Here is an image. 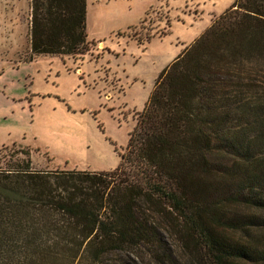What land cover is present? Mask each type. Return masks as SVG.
Instances as JSON below:
<instances>
[{"label": "trees", "instance_id": "1", "mask_svg": "<svg viewBox=\"0 0 264 264\" xmlns=\"http://www.w3.org/2000/svg\"><path fill=\"white\" fill-rule=\"evenodd\" d=\"M86 14L30 0L27 61L86 53ZM17 153L0 167V264H96L164 225L195 259L264 264V0H236L159 74L117 169Z\"/></svg>", "mask_w": 264, "mask_h": 264}, {"label": "rangeland", "instance_id": "2", "mask_svg": "<svg viewBox=\"0 0 264 264\" xmlns=\"http://www.w3.org/2000/svg\"><path fill=\"white\" fill-rule=\"evenodd\" d=\"M235 1L86 0V53L29 62L30 0H0V167L27 150L34 170L117 169L159 74ZM164 226L96 264H209Z\"/></svg>", "mask_w": 264, "mask_h": 264}]
</instances>
